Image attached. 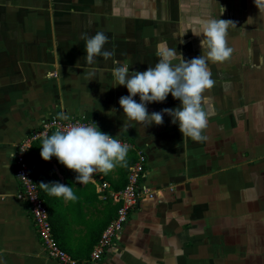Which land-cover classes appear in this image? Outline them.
Segmentation results:
<instances>
[{
  "label": "crops",
  "instance_id": "crops-1",
  "mask_svg": "<svg viewBox=\"0 0 264 264\" xmlns=\"http://www.w3.org/2000/svg\"><path fill=\"white\" fill-rule=\"evenodd\" d=\"M198 18L235 23L226 37L231 57L209 61L215 84L202 102L204 142L184 138L166 113L162 125L127 119L119 99L129 92L112 75L114 59L130 72L155 66L161 45L185 60L206 55L203 36L191 32ZM96 32L114 56L89 65L81 37ZM180 106L171 93L146 105L149 114ZM56 116L86 117L136 155L144 151V182L155 192L100 261L91 251L103 205L85 217L64 200L60 244L76 264H264V10L255 0H0V264H68L44 248L13 159L16 147L46 136L45 121ZM33 162L65 184L53 158L46 168ZM118 178L119 165L90 182L98 192L99 181Z\"/></svg>",
  "mask_w": 264,
  "mask_h": 264
},
{
  "label": "clouds",
  "instance_id": "clouds-1",
  "mask_svg": "<svg viewBox=\"0 0 264 264\" xmlns=\"http://www.w3.org/2000/svg\"><path fill=\"white\" fill-rule=\"evenodd\" d=\"M255 4L260 11L264 10V0H255ZM195 24L197 26L191 32L194 36H203L200 45L203 51L207 50L206 55L185 60L176 48L161 45L156 51L159 59L155 66H149L143 72H130L127 64L114 59L113 64L119 66L112 69V75L116 84L126 86L129 92V95L119 99L127 119L147 127L152 124L162 125L163 115L166 113L172 117L173 124L179 125L184 138L204 142L207 139L203 132L208 126V115L202 102L205 91L215 84L211 78L209 61L223 63L231 57L233 49L228 46L226 37L229 25L235 23L224 19L198 18ZM81 39L86 41V61L89 65L95 63L96 56L102 55L105 60L114 56V52L102 51L108 42V37L103 32H96L92 36L84 34ZM175 60H179V63L173 64ZM89 76H94V72H89ZM169 93L181 101V106L149 114L146 105L164 102ZM137 95L140 103L133 99ZM128 150L127 144L103 133L95 123L76 124L45 136L42 140L41 157L45 161L56 157L60 164L76 173L77 183L86 185L97 171L107 174L117 165L126 166ZM39 186L48 195L63 197L65 201L78 199L71 186L59 182H41Z\"/></svg>",
  "mask_w": 264,
  "mask_h": 264
},
{
  "label": "built area",
  "instance_id": "built-area-1",
  "mask_svg": "<svg viewBox=\"0 0 264 264\" xmlns=\"http://www.w3.org/2000/svg\"><path fill=\"white\" fill-rule=\"evenodd\" d=\"M76 124L94 125V122L86 117L56 116L45 121L44 127L46 133H48L49 130H54L55 132L57 130H66L69 126ZM112 137L129 146L128 141L119 137ZM30 147L31 143H23L16 147L13 153L15 174L21 186V198L35 221L38 234L49 257L62 263L76 264L77 261L59 246L55 238L48 208L45 200L41 197L39 186L34 177V173L39 166L27 155ZM146 164L147 155L139 149L137 151V160L129 169L128 183L123 189L115 190L108 181L104 180L97 183V190L101 193L102 198L105 199L109 196L114 203H120L121 206L117 210L116 217L103 230L100 239L91 251L92 261H100L108 253L115 240L122 233L132 210L141 202L154 199L155 192L144 182Z\"/></svg>",
  "mask_w": 264,
  "mask_h": 264
},
{
  "label": "trees",
  "instance_id": "trees-1",
  "mask_svg": "<svg viewBox=\"0 0 264 264\" xmlns=\"http://www.w3.org/2000/svg\"><path fill=\"white\" fill-rule=\"evenodd\" d=\"M54 133H55L54 130H49L46 136H51ZM44 137H38L37 139L32 141L31 147L27 155L31 160L35 162H39L40 164H44L45 167L48 166L46 163L47 161H45L41 157V146ZM128 149L129 150L126 157V166L119 165V178L116 180H112L111 182L112 188L115 190H121L127 185L129 169L137 160L136 153L132 149L130 148ZM53 159L55 160L58 167L60 168L61 173L65 177V185L71 186L73 188L74 194L78 197V199L75 201H69V204L67 206L69 212L74 213L75 212L74 208L76 206L78 208L81 207L82 215L86 217L88 212H90L92 208H95L97 204H102L104 207L102 212V217L98 221V229L96 230V232L95 231L93 232V235H95L94 237H96V239L92 242V245L94 247L98 242V240L100 239L103 230L111 222V220H113L116 217L117 210L121 206V204L114 203L113 199L109 196H107L105 199L102 198L101 193L96 191V186L92 182H89L86 185L77 183L75 180L76 173L73 172L72 170L67 169L64 165L60 164L56 157H53ZM49 167L53 168L52 165H50ZM51 173H52L51 176H49L42 170L35 171L34 177L38 186L40 185L41 182L46 184L59 182L58 176L54 172ZM105 178L111 179L109 175H105ZM39 189H40L41 197L45 200V204L48 208L51 224L53 227V231L57 243L63 250H65L60 244V237H59V225H60L59 220H60V214L64 199L63 197H55L48 195L47 192H45L43 189L40 188V186Z\"/></svg>",
  "mask_w": 264,
  "mask_h": 264
},
{
  "label": "rangeland",
  "instance_id": "rangeland-1",
  "mask_svg": "<svg viewBox=\"0 0 264 264\" xmlns=\"http://www.w3.org/2000/svg\"><path fill=\"white\" fill-rule=\"evenodd\" d=\"M245 24H246V22H245Z\"/></svg>",
  "mask_w": 264,
  "mask_h": 264
}]
</instances>
